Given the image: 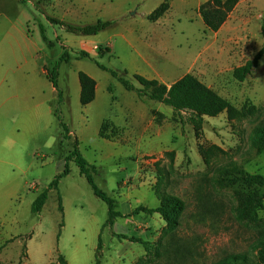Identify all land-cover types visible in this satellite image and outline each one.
Masks as SVG:
<instances>
[{
    "label": "rangeland",
    "instance_id": "1",
    "mask_svg": "<svg viewBox=\"0 0 264 264\" xmlns=\"http://www.w3.org/2000/svg\"><path fill=\"white\" fill-rule=\"evenodd\" d=\"M110 1L114 25L82 36L47 17L80 26L98 18L66 15L60 0H0V264H60V256L68 264H95L97 256L102 264H211L230 254L257 261L253 247L264 237V208L257 223H239L233 214L238 187L221 190L215 180L219 168L230 163L264 175V154L251 143L254 129L264 125V55L243 82L234 77L264 46V0H241L218 32L204 26L196 11L199 0H174L165 43L151 42L148 50L137 44L154 70L114 35L134 30L149 39L153 33L145 36L144 31L151 22L142 14L154 12L164 0ZM108 42L113 49L101 54ZM97 63L137 88L133 76L138 70L148 77L157 73L167 86L192 74L238 110L255 107L257 112L193 123L189 113L176 115L171 107L140 100ZM55 69L62 102L46 76ZM80 72L99 85L96 100L87 106L80 103ZM135 98L145 121L132 127L127 110ZM107 120L119 128L114 140L99 136ZM144 129L151 138H139ZM76 140L81 155L97 168L96 185L115 200L119 216L112 224L107 204L95 196L71 157ZM211 146L224 154L208 164L200 148ZM66 164L69 174L49 191L42 212L34 214V201ZM162 194L186 204L173 236L165 233L160 215L135 214L140 207L157 208ZM133 238L147 242L149 253Z\"/></svg>",
    "mask_w": 264,
    "mask_h": 264
},
{
    "label": "trees",
    "instance_id": "2",
    "mask_svg": "<svg viewBox=\"0 0 264 264\" xmlns=\"http://www.w3.org/2000/svg\"><path fill=\"white\" fill-rule=\"evenodd\" d=\"M240 1L241 0H209L204 3L199 8L198 14L201 16L206 29L211 32H218ZM168 9L169 4L167 2L163 3L148 16V20L151 22L158 21L167 13ZM47 19L52 23L61 25L70 33L82 36L97 35L114 25V22L111 20L98 21L94 24L80 26L51 17H47ZM41 32L44 40L47 41L45 31L42 29ZM262 35L264 37V26L262 27ZM103 51L104 52H101V54H105V51L108 50ZM263 55L264 46L254 60L249 61L244 66L234 71V77L238 81L243 82L251 71L258 66ZM82 57L86 58L88 55L83 53ZM97 65L101 69L109 72L127 91L135 92L140 100L155 101L171 107L176 115L189 113L192 116L193 123L200 124L205 117L215 118L224 113L227 114L230 120H234L254 116L257 112L255 107L238 110L192 74H186L170 86L156 79H148L142 75L135 74L133 77L140 85V88H137L130 80L119 75L117 72L109 70L99 63H97ZM125 74H127V72H125ZM46 76L58 92V96L62 102L63 93L58 88L56 69L51 73L47 72ZM79 83L81 89L80 103L82 106H87L96 98V81L88 74L80 72ZM56 116H58L61 121L58 111H56ZM61 126L65 132V136L69 137L70 130L68 126L62 121ZM118 129L119 128L114 126L111 121H105L101 126L99 136L103 139L114 140L120 134ZM251 143L258 154H264V125H260L254 129ZM200 153L208 164L211 163L216 154H224L218 146H211L207 149L201 147ZM71 157L77 164L80 174L86 178L95 196L107 204L109 208V220L107 223L112 224L114 218L119 216V213L115 211V200L110 198L96 185L94 175L97 172V168L81 155L78 140L75 141ZM68 174L69 167L66 164L63 173L57 176L50 185V188L43 191L34 201L32 206V212L34 214L42 212L48 201L49 191L51 189L57 190L60 180ZM215 185L221 190L238 187V189L235 190L238 206L235 207L233 211L236 221L239 223L252 224L258 222V213L264 208V175L249 174L237 167L234 163H230L229 165L219 168ZM160 201L161 203L157 208L149 209L140 207L135 211V214L137 215L139 212H145L150 215H160L166 224L165 233L173 236L181 225V219L186 211V204L179 197L165 194L160 195ZM133 239L132 242L142 244L149 253L147 242L141 239ZM253 248L257 251V261L245 254H230L211 264H264V237L258 240ZM174 252H176V254H182L180 249H175ZM59 261L60 264H68L63 256L59 257ZM95 264H102L98 256Z\"/></svg>",
    "mask_w": 264,
    "mask_h": 264
},
{
    "label": "crops",
    "instance_id": "3",
    "mask_svg": "<svg viewBox=\"0 0 264 264\" xmlns=\"http://www.w3.org/2000/svg\"><path fill=\"white\" fill-rule=\"evenodd\" d=\"M182 1H184V0H182ZM65 2H68V3H65ZM165 2L169 3V9H168L167 13L161 19H159L158 21L151 22V21L148 20V16L151 13H148V14L147 13H143L142 14V17L146 18L147 21L151 22V25L149 27H147L146 31H144L145 36L147 35V33L148 34L149 33H153V36H151V37L149 36V39H147V37H145L144 39L140 38L139 36L137 37L134 30H132V31L130 30L129 31V35L128 34H124V33L115 34L114 35L115 38L116 37L117 38L121 37L123 39V41L128 46H130L131 48L136 49V51L138 52L137 57L140 58V62H142L143 64H146L149 69H153L152 66H151L152 64L150 63V59L145 57L142 53H140V51L137 49V44L138 43L143 44L142 46L146 50H148V49H153V47L151 45V42L158 43L159 41H161L162 44L165 43L163 41L164 38L162 37V35L166 31L167 27L172 24L170 19L172 18L171 16L174 15L173 14L174 0H164V3ZM206 2H207L206 0H199L197 2V5H196L197 13H198L199 8ZM60 3H62V5H64V6H66V8L63 7V9H65V14L66 15H69V16H74L75 15L76 16V15L86 14V15H93L96 18H98L97 22L98 21H108V20L112 21V19L109 18L111 16L110 15L111 11H109V9L113 7V5H112L113 2L110 1V0H60ZM199 17L202 20L200 15H199ZM159 30H161L160 32H162L160 36L158 34ZM105 49L108 50V52H110V49H113V47L108 42L107 45H105ZM136 72H138L137 74H139V75L142 74V76L147 77L149 79L159 80V77H158L157 73H156V77H155V75H153V77H148V74H146V72H144V71L138 70ZM154 73H155V71H154ZM98 92H99V85L96 82V98H97ZM96 98H95V100H96ZM137 98H135L136 99L135 102L130 104L131 105V109H129V106L127 107V109H129V110H127V113H128L127 117H128V120L131 121L132 127H135L136 125H142L143 126L144 125V121H145V119L142 118L138 114V112H139V110L141 108V105L138 104V102L139 103H141V102ZM145 114L148 115L147 113H145ZM159 115H162V114H159ZM107 121H109V120H107ZM143 128H145V127H143ZM146 129H144L142 134L138 135L140 139L146 140L148 138H151L149 134H146ZM114 145H119V143H116Z\"/></svg>",
    "mask_w": 264,
    "mask_h": 264
}]
</instances>
